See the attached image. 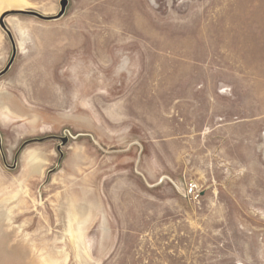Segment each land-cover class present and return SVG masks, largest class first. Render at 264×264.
<instances>
[{"label":"rangeland","instance_id":"obj_1","mask_svg":"<svg viewBox=\"0 0 264 264\" xmlns=\"http://www.w3.org/2000/svg\"><path fill=\"white\" fill-rule=\"evenodd\" d=\"M59 1L0 0L6 163L68 138L0 152V264H264V0Z\"/></svg>","mask_w":264,"mask_h":264},{"label":"water","instance_id":"obj_2","mask_svg":"<svg viewBox=\"0 0 264 264\" xmlns=\"http://www.w3.org/2000/svg\"><path fill=\"white\" fill-rule=\"evenodd\" d=\"M68 5V0H60L59 1V10L58 12L53 15V16H46V15H43L41 13H38L36 11H32V10H19L17 13H23V14H27V15H31V16H35L41 20H45V21H50V20H56L60 17L63 16V14L65 13V10H66V7ZM10 13H16V11H12V12H9V11H4L0 14V27L2 28V30L6 33L7 37L9 38L10 40V43H11V46H12V52H11V55H10V58L8 60V62L6 63V65L4 66V68L2 70H0V77L3 76L4 74H6L9 69L11 68L14 60H15V57H16V54H17V46H16V42L14 40V37L12 35V32L10 31V29L8 28V26L6 25L4 19L5 17L10 14ZM52 137H57V136H49V137H45V138H40V139H32V140H28V141H25L21 146L20 148L17 150L15 156H14V162L11 166H8L7 163H6V160H5V156L4 154L2 153V150H1V135H0V152H1V155H2V160L4 162V164L8 167H11V168H14L16 166V163H17V157L19 155V153L21 152L22 148L27 145L28 143H31L33 141H42V140H45L47 138H52ZM59 140H60V144L57 146V150L60 154V157L62 156V151H61V147L64 146L68 140V138L66 136L64 137H57ZM53 170H49L48 171V174H47V177L49 176V174L52 172Z\"/></svg>","mask_w":264,"mask_h":264},{"label":"bare ground","instance_id":"obj_3","mask_svg":"<svg viewBox=\"0 0 264 264\" xmlns=\"http://www.w3.org/2000/svg\"><path fill=\"white\" fill-rule=\"evenodd\" d=\"M30 152V151H29ZM29 154V161L30 163L36 168L38 169V166L40 164V162L42 161V159L40 158V155L36 152V151H31ZM26 157V156H25ZM28 161V162H29ZM30 164V165H31ZM32 167V166H31ZM3 199V198H2ZM71 220V219H70ZM80 232V231H79Z\"/></svg>","mask_w":264,"mask_h":264}]
</instances>
